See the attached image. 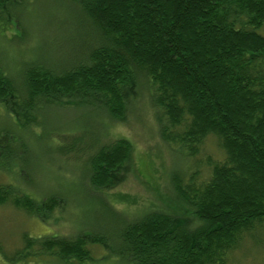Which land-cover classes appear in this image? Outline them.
<instances>
[{"label":"trees","instance_id":"obj_1","mask_svg":"<svg viewBox=\"0 0 264 264\" xmlns=\"http://www.w3.org/2000/svg\"><path fill=\"white\" fill-rule=\"evenodd\" d=\"M24 1L0 0L3 33L13 20L11 5ZM62 2L61 8L77 7L72 30L77 36L83 33L80 47L67 58L50 54L54 63L39 56L26 63L31 53L26 60L10 58L9 64L0 51V105L21 127V136L0 135V170L28 165L30 128L42 111L88 108L122 121L142 78L167 145L195 156L204 141L214 137L224 159L210 160L206 176L200 170L173 175L174 192L188 215L148 211L124 224L115 251L102 236L86 231L75 238L24 233L19 249L2 253L6 262L48 255L80 263L93 260L90 245L98 244L124 256L126 264H230L246 244L261 245L264 0ZM33 14H26L29 27ZM54 45L63 49L64 41ZM94 127L102 138V120ZM69 148H77L76 140ZM56 151L61 153L59 147ZM133 153V144L125 138L94 143L93 152H85L84 158L89 189L109 193L118 188L131 169ZM66 199L61 194L36 197L0 184V206H11L47 225L61 221L69 206ZM0 250H5L2 244Z\"/></svg>","mask_w":264,"mask_h":264},{"label":"rangeland","instance_id":"obj_2","mask_svg":"<svg viewBox=\"0 0 264 264\" xmlns=\"http://www.w3.org/2000/svg\"><path fill=\"white\" fill-rule=\"evenodd\" d=\"M62 3V0H25L11 5L13 20L7 24V31L0 30V51L7 63L11 64L10 58L15 56L26 60L31 53L26 63L36 61L38 56L48 57V61L50 54L65 59L80 47L83 33L77 36L72 30L77 7L71 4L69 9L61 8ZM27 13H34L32 27H29ZM22 31L28 34L24 39H21ZM61 40L64 48H54V43L57 45ZM21 71L23 69L19 73ZM138 92L122 121H114L88 108L48 109L39 114L28 136L30 162L23 164L22 170L17 164L10 166L11 171L0 170V184H11L36 197L64 195L68 210L62 214L61 221L47 225L11 206H0V243L5 249L0 250V264H126L124 256L110 254L101 246L92 248L93 260L80 263L48 255L8 263L2 253L10 254L19 249L24 233L31 237L59 233L75 238L82 231L102 236L115 251L120 248L118 237L126 222L153 210H163L177 217L188 215L189 209L176 197L172 176H187L196 170L206 176L208 162L223 160L224 151L214 137L207 138L195 156L167 145L159 133L157 113L149 102L146 79H141ZM100 120L105 127L102 138L94 127ZM8 132L21 136V127L0 105V135ZM119 138L128 139L134 146L130 171L115 190L109 193L91 191L86 180L85 152L92 153L94 143H111ZM75 140L77 148H69ZM57 147L61 153L56 151ZM79 149L84 152L79 153ZM13 170L19 174H11ZM230 264H264V240L261 245L248 243L243 246Z\"/></svg>","mask_w":264,"mask_h":264},{"label":"bare ground","instance_id":"obj_3","mask_svg":"<svg viewBox=\"0 0 264 264\" xmlns=\"http://www.w3.org/2000/svg\"><path fill=\"white\" fill-rule=\"evenodd\" d=\"M94 246H99V245H98V244H92V245H90L91 249H92Z\"/></svg>","mask_w":264,"mask_h":264}]
</instances>
